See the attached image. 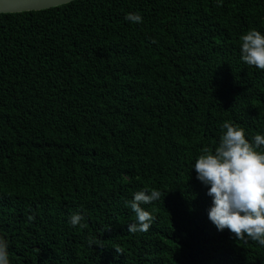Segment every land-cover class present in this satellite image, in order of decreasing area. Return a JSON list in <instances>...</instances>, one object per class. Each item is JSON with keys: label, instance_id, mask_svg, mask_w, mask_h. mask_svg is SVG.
Instances as JSON below:
<instances>
[{"label": "trees", "instance_id": "16d2710c", "mask_svg": "<svg viewBox=\"0 0 264 264\" xmlns=\"http://www.w3.org/2000/svg\"><path fill=\"white\" fill-rule=\"evenodd\" d=\"M138 13L142 22L125 20ZM264 0H73L0 13V236L10 264H264L218 231L192 165L227 121L264 132L239 37ZM160 199L129 232L125 201ZM83 216V227L68 218Z\"/></svg>", "mask_w": 264, "mask_h": 264}, {"label": "clouds", "instance_id": "9594fccd", "mask_svg": "<svg viewBox=\"0 0 264 264\" xmlns=\"http://www.w3.org/2000/svg\"><path fill=\"white\" fill-rule=\"evenodd\" d=\"M125 20L142 22L138 13H128ZM240 60L264 70V32L249 29L239 37ZM221 135L214 149H204L195 159V178L206 187L211 198L207 210L209 221L218 231L225 228L237 239H251L264 246V132L246 138L245 130L223 122ZM159 190L141 189L125 201L135 214L127 231L144 232L154 217L142 205L159 200ZM83 216L73 213L68 218L72 227H83ZM0 264H10L9 242L0 236Z\"/></svg>", "mask_w": 264, "mask_h": 264}, {"label": "water", "instance_id": "95a60500", "mask_svg": "<svg viewBox=\"0 0 264 264\" xmlns=\"http://www.w3.org/2000/svg\"><path fill=\"white\" fill-rule=\"evenodd\" d=\"M73 0H0V13H18L56 7Z\"/></svg>", "mask_w": 264, "mask_h": 264}]
</instances>
